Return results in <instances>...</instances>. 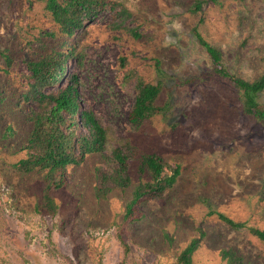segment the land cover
<instances>
[{
  "label": "rangeland",
  "instance_id": "374dc122",
  "mask_svg": "<svg viewBox=\"0 0 264 264\" xmlns=\"http://www.w3.org/2000/svg\"><path fill=\"white\" fill-rule=\"evenodd\" d=\"M105 1L69 38L47 0H0V264H175L194 238L192 264H229L228 250L237 264H264V241L248 228L264 229V120L245 112L194 32L220 50L223 67L254 81L264 73V0H203L198 11V0ZM70 50L65 77L41 91L75 78L80 108L107 129L105 154L129 141L179 165L161 196L135 201L151 180L138 158L130 184L102 197V153L69 164L58 189L47 188L44 171L18 168L31 117L48 106L28 62ZM140 79L160 85L164 108L137 127L129 115ZM257 100L264 104V89Z\"/></svg>",
  "mask_w": 264,
  "mask_h": 264
},
{
  "label": "trees",
  "instance_id": "16d2710c",
  "mask_svg": "<svg viewBox=\"0 0 264 264\" xmlns=\"http://www.w3.org/2000/svg\"><path fill=\"white\" fill-rule=\"evenodd\" d=\"M204 1L195 3V11L201 10ZM105 0H47L46 7L52 13L54 20L62 31L73 37L76 30L83 26L88 19L106 7ZM200 43L206 48L216 65V71L228 79L239 92L243 94L245 112L264 120V104L257 100L258 93L264 89V73L254 81H249L232 74L221 64L222 54L218 48L211 45L194 30ZM73 56L68 52L54 51L37 61H29L40 89L35 90L41 97L47 99L45 110L32 115L34 127L24 145L28 156L19 161L18 168L22 171H44L47 188L58 189L65 184L66 169L69 164L80 162L87 154L102 153L105 167H97L99 197L105 196L115 186L126 187L130 184L129 165L133 158L139 159L140 172L149 171L151 180L139 185L135 190V201L141 196H161L167 186H171L181 172L180 166L167 167L163 159L153 153L139 150L129 141L116 146L111 154H105L108 141L107 129L93 112L80 108L78 90L75 78L69 84L60 85L55 91L43 93L41 88L60 82L67 74L65 61ZM135 100L130 111L129 119L134 126H140L145 120L161 112L164 106L157 104L161 91L159 84L146 83L138 80ZM44 206L54 213L56 204L54 198L46 193ZM130 204V210H131ZM218 216L233 228L247 226L245 222L235 221L231 217L218 213ZM249 230L264 241V229L248 226ZM199 238H194L183 249L175 264H192L193 253L199 245ZM231 250L223 253L229 258V264H237Z\"/></svg>",
  "mask_w": 264,
  "mask_h": 264
}]
</instances>
